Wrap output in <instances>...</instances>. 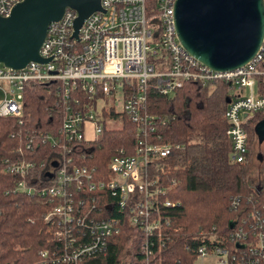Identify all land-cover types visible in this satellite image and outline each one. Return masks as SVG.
<instances>
[{
	"label": "built area",
	"instance_id": "built-area-1",
	"mask_svg": "<svg viewBox=\"0 0 264 264\" xmlns=\"http://www.w3.org/2000/svg\"><path fill=\"white\" fill-rule=\"evenodd\" d=\"M22 1L0 0V17H7ZM174 1L99 0L101 11L86 17L76 35V13L67 9L48 26L38 50L46 63L29 62L19 70L0 65V118H21L23 89L29 82L55 84L61 110L57 133L42 140L55 154L47 160L49 168L43 169L37 183H26L31 162L5 161L2 168V173L18 179L15 192L52 205L42 219L54 229L57 248L38 252L34 264H82L86 258L101 254L107 239L120 232L118 220L109 216V211L118 213L145 236L139 246L145 259L151 256L153 246H163L160 230L169 223L166 210L179 206L165 200L164 194L176 183L163 186L157 177L150 180L145 176L147 165L165 159L176 145L138 141L132 155L118 150L109 159L108 178L104 180L94 168L77 167L71 162L80 145L98 138L103 122L123 116L140 131L148 127L151 131L150 120L141 115L146 90L170 96L184 82H228L232 99L224 119L231 142L229 160L238 164L244 161V127L255 113L264 112V89L260 92L255 81L256 76H264V70L257 69L264 60V33L254 56L244 65L229 71L210 69L180 45ZM262 3L264 7V0ZM75 89L86 94L85 102L72 94ZM109 109L112 115L104 118L102 111ZM28 148L29 143L25 145ZM39 167L45 165L40 163ZM46 173L51 176L46 177ZM92 192L97 196H90ZM238 203L232 199L230 205L236 209ZM262 212L264 203L248 211L245 220L232 223L224 237L199 232L191 264H264Z\"/></svg>",
	"mask_w": 264,
	"mask_h": 264
},
{
	"label": "trees",
	"instance_id": "trees-1",
	"mask_svg": "<svg viewBox=\"0 0 264 264\" xmlns=\"http://www.w3.org/2000/svg\"><path fill=\"white\" fill-rule=\"evenodd\" d=\"M257 69L264 70V60ZM255 81L263 92L264 76H256ZM55 87L53 83H26L21 118H0V264H34L38 252L57 248L54 229L42 219L52 205L47 200L15 192L18 179L2 173L5 161L31 162L33 167L26 183L34 184L43 176V169L49 168L47 160L55 150L42 140L45 135L54 136L60 123ZM230 90V84L223 80L184 82L170 96L146 90L141 115L150 120L151 131L149 127L140 131L120 116L118 128H108L103 122L98 138L80 145L71 155L74 166L94 168L104 180L108 178L109 159L118 150L132 155L138 141L177 146L165 159L150 162L145 176L150 180L157 177L163 186L171 181L176 183L164 194L165 200L179 206L166 210L169 223L160 230L163 246H153L151 256L145 259L139 250L145 236L118 213L109 211V216L119 222V234L107 239L101 254L86 258L82 264H191L199 232L224 237L230 233L232 223L237 225L246 219L248 211L264 203V186L257 195L246 183L251 147L257 139L254 126L264 119V112L255 113L244 127V161L231 162V142L224 119L226 100L232 99ZM72 94L86 101V94L76 89ZM109 115L111 109L102 111L104 118ZM27 143L29 148L25 149ZM40 163L45 168H40ZM97 194L92 192L90 196ZM248 198L252 200L247 203ZM232 199L239 200L236 209L230 205ZM150 239L154 242L155 235Z\"/></svg>",
	"mask_w": 264,
	"mask_h": 264
},
{
	"label": "water",
	"instance_id": "water-1",
	"mask_svg": "<svg viewBox=\"0 0 264 264\" xmlns=\"http://www.w3.org/2000/svg\"><path fill=\"white\" fill-rule=\"evenodd\" d=\"M67 9L76 13L74 35L86 17L101 11L99 0H23L13 6L7 17H0V65L19 70L29 62L46 63L38 50L48 26ZM173 17L182 48L217 71L248 62L264 33L262 0H175ZM254 133L264 139V119L255 124Z\"/></svg>",
	"mask_w": 264,
	"mask_h": 264
},
{
	"label": "rangeland",
	"instance_id": "rangeland-1",
	"mask_svg": "<svg viewBox=\"0 0 264 264\" xmlns=\"http://www.w3.org/2000/svg\"><path fill=\"white\" fill-rule=\"evenodd\" d=\"M119 126L120 120L106 122L108 128H118ZM246 183L254 192L260 191L264 186V139H255L252 144Z\"/></svg>",
	"mask_w": 264,
	"mask_h": 264
}]
</instances>
